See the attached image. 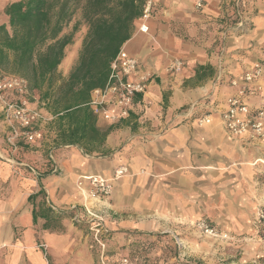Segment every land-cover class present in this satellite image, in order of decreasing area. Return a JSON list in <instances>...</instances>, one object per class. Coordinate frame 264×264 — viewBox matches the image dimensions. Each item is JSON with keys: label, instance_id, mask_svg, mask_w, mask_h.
<instances>
[{"label": "crops", "instance_id": "crops-1", "mask_svg": "<svg viewBox=\"0 0 264 264\" xmlns=\"http://www.w3.org/2000/svg\"><path fill=\"white\" fill-rule=\"evenodd\" d=\"M197 1L154 0L147 32L139 31L137 20L122 47L138 60L137 72L151 78L145 93L135 95L129 116L117 123L89 107L94 135L72 140L67 130L73 126L58 118L64 111L52 99L40 98L27 78L0 67V75L28 82L37 94L32 105L47 118L39 125L42 138L20 141L14 160L6 143L8 123L0 112V264H47L44 253L52 256L48 235H63L66 229L43 228L40 213L46 208L52 210V224L56 212H73L78 220L61 218L58 227L77 226L90 248L85 203L103 214L110 253L118 245L128 251L134 247V237H126L133 233H166L178 238L198 264H255L264 256L256 224V213L264 208V140L234 136L219 119L234 92L231 79L259 62L264 82V4L200 0L196 7ZM7 2L0 0V24L7 20L2 12ZM75 22L79 28L64 49L52 86L44 82L40 91H58L77 65L87 31L80 13L61 35L70 34ZM174 58L183 62L178 73L167 71ZM99 88L90 91L89 100ZM258 101L249 100L252 105ZM204 115L206 122L199 124ZM121 167L126 172L113 178ZM87 175L113 179L107 199L83 200L85 191L75 181ZM200 219L229 239H189L197 234Z\"/></svg>", "mask_w": 264, "mask_h": 264}, {"label": "trees", "instance_id": "trees-1", "mask_svg": "<svg viewBox=\"0 0 264 264\" xmlns=\"http://www.w3.org/2000/svg\"><path fill=\"white\" fill-rule=\"evenodd\" d=\"M142 5L143 0H8L2 8L7 20L0 24V67L27 78L31 89H38L40 98L52 99L56 108L64 111L58 118L60 121L67 118L69 126H73L67 130L70 137H75L72 140L94 135L93 114L88 106L90 91L105 85L109 64L130 37L141 16ZM76 13H80L87 25L77 65L67 82H60L58 91H40L44 82L52 86L64 49L72 43L79 28L75 22L70 34L61 35ZM80 118L84 119L82 124L78 123ZM51 211L46 208L40 213L45 220L43 228L63 231L53 224L61 218L73 217L74 213L56 212L57 219L52 224ZM36 219L37 214L32 210L33 222ZM130 236L134 237L131 243L136 244L128 253L132 260L167 264L163 254L170 244L178 250L166 233H133L126 237ZM44 255L47 259V254Z\"/></svg>", "mask_w": 264, "mask_h": 264}, {"label": "built area", "instance_id": "built-area-1", "mask_svg": "<svg viewBox=\"0 0 264 264\" xmlns=\"http://www.w3.org/2000/svg\"><path fill=\"white\" fill-rule=\"evenodd\" d=\"M154 0H143L140 16L139 31L147 32V20L150 18ZM201 1L196 2V7ZM183 66L182 60L174 58L167 66V71L178 73ZM138 60L121 47L110 62L109 75L102 88L91 92L88 106L93 114L110 123H117L129 116L135 95H143L151 75L148 72H137ZM134 75V77H133ZM262 68L259 62L245 71L239 79L230 80L234 92L226 99L224 109L219 111V119L224 129L234 136H246L253 140H264V82L261 81ZM30 88L28 82L18 76H0V112L8 123L7 143L14 149L20 141L32 143L42 138L40 123L47 121L41 110L32 105L29 100ZM258 98L257 104L252 105L249 100ZM208 115L198 120L199 124L206 122ZM126 168L121 167L114 172L118 177ZM112 180L99 175L79 176L76 188L85 191L86 202L107 199L112 192ZM90 237L89 247L98 253V264H161L157 261L144 262L132 260L128 253H110L107 247V231L103 227V214L84 204ZM73 221L78 217L73 215ZM256 224L259 237L264 241V208L256 213ZM197 233L204 237L229 239V237L212 226L204 219L195 223ZM131 239V238H130ZM132 240V239H131ZM179 259L180 254L177 255Z\"/></svg>", "mask_w": 264, "mask_h": 264}, {"label": "rangeland", "instance_id": "rangeland-1", "mask_svg": "<svg viewBox=\"0 0 264 264\" xmlns=\"http://www.w3.org/2000/svg\"><path fill=\"white\" fill-rule=\"evenodd\" d=\"M264 4V0H258ZM78 13H76L72 19H77ZM2 75H7L11 76L12 74H2ZM1 76V75H0ZM37 99V94L31 92L29 94V100L35 101ZM7 143V141H6ZM7 146L9 148L8 155L10 158L16 160L17 159V154L15 151L18 149L19 145L17 146L16 149L12 148L8 143ZM7 148V149H8ZM77 180V179H76ZM75 186H76V181H75ZM60 221L55 223V227L58 226L57 224H60ZM65 221V220H63ZM59 228V227H58ZM63 231L66 229V233L63 235H53L49 234L47 237V244L49 246V253L52 255L51 257L47 254V264H98V253L97 251H92L90 248H88V241L85 239L83 235L80 233V230H77V226L75 227H68V225L65 224V227H62ZM60 229V228H59ZM62 232V231H61ZM259 232V231H258ZM193 236V237H192ZM260 236V235H259ZM171 237V236H170ZM179 238L181 237L180 235L178 236ZM189 239H210L208 237H204L197 233L196 235H191L187 236ZM173 244L178 245V250L176 251L173 247L172 244L169 247V249L166 251L165 254V260H167L168 264H198L196 263V257L192 252H190L187 248H182L179 244L178 238H173ZM261 239V238H260ZM90 241V239H89ZM120 243V239H118ZM261 246L264 249V241L261 239ZM108 244V242H107ZM47 246V245H46ZM44 250L45 247L41 246ZM116 247V246H115ZM117 253L118 254H126L128 250H126L125 246L118 245L116 247ZM178 254H180L179 257H182L183 259L178 258ZM235 257H231L230 260H233ZM226 260V261H230ZM205 261L202 260V264H204ZM201 264V263H199ZM255 264H264V256H260L259 258H256Z\"/></svg>", "mask_w": 264, "mask_h": 264}]
</instances>
